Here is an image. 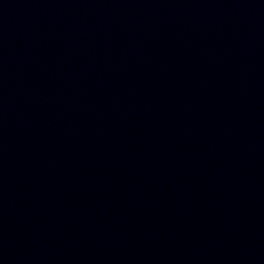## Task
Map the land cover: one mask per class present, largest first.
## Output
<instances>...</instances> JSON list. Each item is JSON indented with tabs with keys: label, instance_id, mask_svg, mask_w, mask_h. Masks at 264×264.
<instances>
[{
	"label": "water",
	"instance_id": "1",
	"mask_svg": "<svg viewBox=\"0 0 264 264\" xmlns=\"http://www.w3.org/2000/svg\"><path fill=\"white\" fill-rule=\"evenodd\" d=\"M0 264H264V0H0Z\"/></svg>",
	"mask_w": 264,
	"mask_h": 264
}]
</instances>
